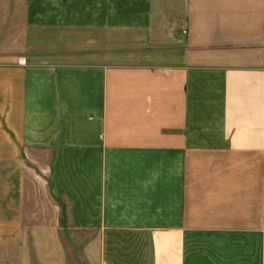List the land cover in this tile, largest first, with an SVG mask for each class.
<instances>
[{
    "label": "crops",
    "instance_id": "crops-1",
    "mask_svg": "<svg viewBox=\"0 0 264 264\" xmlns=\"http://www.w3.org/2000/svg\"><path fill=\"white\" fill-rule=\"evenodd\" d=\"M0 264H264V0H0Z\"/></svg>",
    "mask_w": 264,
    "mask_h": 264
},
{
    "label": "built area",
    "instance_id": "built-area-1",
    "mask_svg": "<svg viewBox=\"0 0 264 264\" xmlns=\"http://www.w3.org/2000/svg\"><path fill=\"white\" fill-rule=\"evenodd\" d=\"M185 31H183V33H184Z\"/></svg>",
    "mask_w": 264,
    "mask_h": 264
}]
</instances>
